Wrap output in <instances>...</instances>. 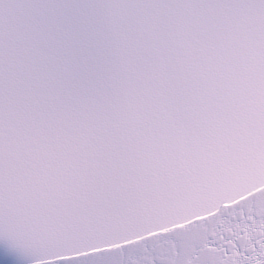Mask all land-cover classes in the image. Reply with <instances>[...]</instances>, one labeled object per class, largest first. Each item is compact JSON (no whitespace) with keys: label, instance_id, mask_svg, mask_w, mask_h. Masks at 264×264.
<instances>
[{"label":"snow or ice","instance_id":"obj_1","mask_svg":"<svg viewBox=\"0 0 264 264\" xmlns=\"http://www.w3.org/2000/svg\"><path fill=\"white\" fill-rule=\"evenodd\" d=\"M0 264H264V0H0Z\"/></svg>","mask_w":264,"mask_h":264}]
</instances>
